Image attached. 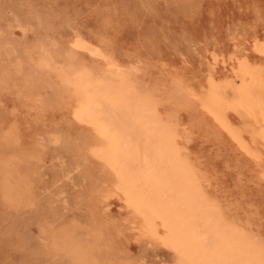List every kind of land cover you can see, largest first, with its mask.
<instances>
[{
  "label": "rangeland",
  "instance_id": "rangeland-1",
  "mask_svg": "<svg viewBox=\"0 0 264 264\" xmlns=\"http://www.w3.org/2000/svg\"><path fill=\"white\" fill-rule=\"evenodd\" d=\"M263 43L264 0H0V264H80L68 242L91 264H187L143 235L107 136L78 116L102 79L186 151L223 218L264 241V118L236 91L264 81ZM41 50L43 85L29 76ZM82 66L97 77L79 87Z\"/></svg>",
  "mask_w": 264,
  "mask_h": 264
},
{
  "label": "bare ground",
  "instance_id": "bare-ground-1",
  "mask_svg": "<svg viewBox=\"0 0 264 264\" xmlns=\"http://www.w3.org/2000/svg\"><path fill=\"white\" fill-rule=\"evenodd\" d=\"M74 48L80 50L82 46ZM46 52L41 50L40 62L39 55L38 58L35 57L39 64L33 65L35 67L30 70L29 75L40 85H43V72L46 70L48 73L52 69L53 58ZM260 53L264 55V48H261ZM99 55L100 53L95 54L97 57ZM92 69L94 67L87 66L79 69V87L90 78L97 77ZM9 80L8 72L0 74L2 83ZM104 84L102 79V83L84 100L77 113L83 122L95 125L107 136L111 148L104 153L103 159L108 173L112 174L109 177L115 179V183L111 184L125 197L128 208L142 219L143 224L139 227L143 225V235L180 250L187 259V264H264V241L252 237V231L249 230L250 235L233 224V219L227 222L223 218L215 201L212 202L217 197L212 198V201L208 197L204 178L186 156V151L171 141L168 132L155 123L148 113L132 105L128 91L115 89L107 96L101 92ZM228 89L231 87L228 86ZM26 90L32 92L34 89ZM236 91L239 101L247 106L253 116L260 111L264 118V81L261 78L246 87L237 88ZM26 93L22 91V95L33 97ZM26 98L24 96L23 100H27ZM32 105L30 108L35 107ZM225 126L229 131V127ZM262 137L264 138V134ZM242 147L249 150L244 143ZM254 156H258L255 160L259 158V155L254 154L252 157ZM68 243L69 248L78 254L80 264L92 263L89 257L80 252L79 245Z\"/></svg>",
  "mask_w": 264,
  "mask_h": 264
}]
</instances>
